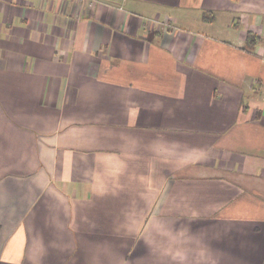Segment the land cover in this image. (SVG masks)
<instances>
[{"label": "crops", "instance_id": "1", "mask_svg": "<svg viewBox=\"0 0 264 264\" xmlns=\"http://www.w3.org/2000/svg\"><path fill=\"white\" fill-rule=\"evenodd\" d=\"M0 264H264V0H0Z\"/></svg>", "mask_w": 264, "mask_h": 264}, {"label": "trees", "instance_id": "2", "mask_svg": "<svg viewBox=\"0 0 264 264\" xmlns=\"http://www.w3.org/2000/svg\"><path fill=\"white\" fill-rule=\"evenodd\" d=\"M257 40V37L251 34L247 36V44H253Z\"/></svg>", "mask_w": 264, "mask_h": 264}, {"label": "built area", "instance_id": "3", "mask_svg": "<svg viewBox=\"0 0 264 264\" xmlns=\"http://www.w3.org/2000/svg\"><path fill=\"white\" fill-rule=\"evenodd\" d=\"M73 2H80L81 0H72Z\"/></svg>", "mask_w": 264, "mask_h": 264}]
</instances>
